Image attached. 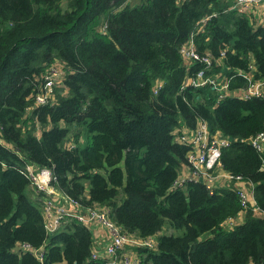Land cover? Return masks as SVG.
Masks as SVG:
<instances>
[{
	"label": "trees",
	"instance_id": "trees-1",
	"mask_svg": "<svg viewBox=\"0 0 264 264\" xmlns=\"http://www.w3.org/2000/svg\"><path fill=\"white\" fill-rule=\"evenodd\" d=\"M227 6L0 0V264H104L91 256L86 224L64 216L45 229L42 197L22 173L28 163L50 169L82 208H107L125 232L153 237L154 248L136 249L142 264H264V153L249 142L264 132V96L234 95L249 83L237 69L264 80V26ZM206 15L195 48L214 59L205 73L229 79L221 99L190 84L203 64L185 65L180 52ZM55 62L62 85L38 105L37 85ZM199 120L230 138L218 168L251 184L253 202L242 204L232 183L174 184L192 167V145L176 129Z\"/></svg>",
	"mask_w": 264,
	"mask_h": 264
},
{
	"label": "built area",
	"instance_id": "built-area-1",
	"mask_svg": "<svg viewBox=\"0 0 264 264\" xmlns=\"http://www.w3.org/2000/svg\"><path fill=\"white\" fill-rule=\"evenodd\" d=\"M226 1L228 2L227 9L245 14L255 25L264 26V0ZM210 17L211 15H206L196 24L180 52L185 65L191 66L190 64L196 62L203 64V70H199L194 77L190 78V84L195 87L211 86L216 88L219 93L218 99H221L229 94V79L222 75L219 80H216L211 74L205 73V70H209L213 66L214 59L208 54H198L195 48L196 34L202 30V26L206 24ZM236 71L245 77L249 83L241 89H237L234 93L235 96L243 99L264 96L263 79H253L250 73H244L238 69ZM63 74L62 63L55 62L46 67L41 75V81L37 85V92L34 94L36 104L40 105L50 102L54 88L62 85ZM157 89H155V92ZM175 133H177L181 142H189L192 145V150L188 154V161L192 167H185L189 173H181L179 178L174 181V184L182 185L184 180H196L199 178L204 179L211 188L219 187L221 174L219 173L218 160L221 149L228 146L229 138L218 132L211 136L207 125L200 120L193 129L181 124ZM249 142L259 153H264V132L251 137ZM22 173L28 179L30 187L42 197V213L45 229L48 232L58 229L64 216L73 217L77 221L86 224V226L93 222L98 226L99 229L94 234H91L92 258L103 260L104 264H142L141 257L136 249H151L156 246L153 237L140 239L137 235L122 230L110 219V212L107 208H82L77 200L63 195L56 189L54 184L55 176L50 169L40 168L28 163ZM222 176L230 182L229 184H233L242 204L254 201L251 184L242 181L240 177H232L226 173L222 174ZM240 218L230 219L227 227L235 224Z\"/></svg>",
	"mask_w": 264,
	"mask_h": 264
},
{
	"label": "crops",
	"instance_id": "crops-1",
	"mask_svg": "<svg viewBox=\"0 0 264 264\" xmlns=\"http://www.w3.org/2000/svg\"><path fill=\"white\" fill-rule=\"evenodd\" d=\"M181 173H183V174H187V173H189L188 171H187V169L185 168V167H183L182 168V170H181ZM219 173L221 174V182L219 183V185H221V186H226V185H228L230 182L226 179V178H224L223 176H222V174H225L222 170H220L219 169ZM31 188V187H30ZM32 189V188H31ZM33 190V189H32ZM31 190V195H34V194H37L38 195V193H36L34 190L32 191ZM40 195V194H39ZM89 229H90V231H91V234H94L99 228H98V226L93 222V223H91V224H89L88 226H87Z\"/></svg>",
	"mask_w": 264,
	"mask_h": 264
},
{
	"label": "rangeland",
	"instance_id": "rangeland-1",
	"mask_svg": "<svg viewBox=\"0 0 264 264\" xmlns=\"http://www.w3.org/2000/svg\"><path fill=\"white\" fill-rule=\"evenodd\" d=\"M223 1H226V0H223ZM226 4H228V2L226 1ZM253 24L255 25V23L253 22ZM32 190V189H31ZM33 191V190H32Z\"/></svg>",
	"mask_w": 264,
	"mask_h": 264
},
{
	"label": "water",
	"instance_id": "water-1",
	"mask_svg": "<svg viewBox=\"0 0 264 264\" xmlns=\"http://www.w3.org/2000/svg\"><path fill=\"white\" fill-rule=\"evenodd\" d=\"M229 141H230V138H229ZM201 180V179H200Z\"/></svg>",
	"mask_w": 264,
	"mask_h": 264
}]
</instances>
